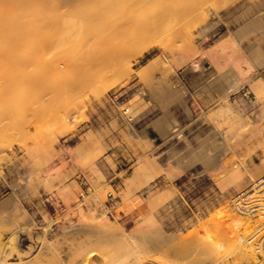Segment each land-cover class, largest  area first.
<instances>
[{"label": "rangeland", "instance_id": "obj_1", "mask_svg": "<svg viewBox=\"0 0 264 264\" xmlns=\"http://www.w3.org/2000/svg\"><path fill=\"white\" fill-rule=\"evenodd\" d=\"M32 1L52 15L39 6L47 19H23L8 8L4 28L17 24L28 37L4 29L0 45L14 35L21 43L12 53H39L59 70L42 80L30 109L0 106V264H112L125 241L149 264L159 253L185 264L160 251L161 237L165 245L187 237L264 174V0H126L119 9L100 0L116 7L119 21L98 0H65L66 14L63 0ZM115 24L129 27L119 28L126 36ZM56 35L74 40L58 56ZM235 79L239 86L226 91ZM160 117L166 133L156 127ZM209 158L217 159L205 166ZM100 222L108 228L97 231Z\"/></svg>", "mask_w": 264, "mask_h": 264}, {"label": "bare ground", "instance_id": "obj_2", "mask_svg": "<svg viewBox=\"0 0 264 264\" xmlns=\"http://www.w3.org/2000/svg\"><path fill=\"white\" fill-rule=\"evenodd\" d=\"M4 1L5 0H2V2H4ZM42 1H44V0H42ZM74 1L75 0H73L71 2H74ZM94 1H97V0H93L92 3H95ZM98 1H100V0H98ZM110 1L114 5L115 4H118V5H116V6H118V9L120 8L119 6H121V5L124 6V3H126V0H125V2H122L124 0H120V4L118 3L119 2L118 0H115V1L114 0H110ZM110 1H108L109 4H110ZM128 1L129 2H127V3L130 4L131 0H128ZM132 1H135V0H132ZM142 1H148V0H139L138 2H142ZM34 2H36V0H34ZM54 2L56 3V0H54ZM63 2L64 3L61 2L62 3L61 5L63 6L65 4L66 6L65 5L64 6L67 8L68 5L65 2H68V1L63 0ZM100 2H97V4H98L97 6L101 8V5H102L103 8H101V9L102 10L105 9L107 11V13H108V11L111 12V13H112V11H113V13H114V11L115 12L117 11V9H115L116 7L114 8L112 5L111 6H107L108 3L103 2V1H100ZM115 2H117V3H115ZM32 3H33L32 0H9V1L7 0V2L5 1L4 3H0L2 5V7L0 8V34L1 35H4V37H6V34H3V33H6V32L9 33V34L10 33H13V34L15 33V35H18V36H16V39L17 40L19 39V37H21V39H23V40H25V38H26V40H27V37H28V35H26V33L24 34V32H26V31L23 30V27L21 26L22 24L20 25L21 26L20 28L19 27H16L17 24L15 25V27H13L14 25L13 26H10L9 25L7 27L9 29V32L4 28L7 25V23H8L7 22V19L11 17V16L8 15L9 17L7 16L8 18L6 19L5 18L6 15H4L5 13H7L6 10L8 8H11V9L13 8L15 10L14 11L15 13H17V12L23 13L24 15L23 14L20 15V17L22 16L23 19H24V16L27 15V16H30V17L32 16L34 18L37 17V20H39L38 17H42V18L44 17V16H41L42 11H43V15H48L47 13H49V15L50 14L52 15L53 12H47L46 13L44 11L45 9L43 8V6H44L43 3H42L43 6H41V4L39 5V3H37V4L33 3L34 5H36V7L33 6ZM68 3L70 4V2H68ZM144 4H145V2H143V4H140V5L136 4V6L138 5V9L137 10H139L142 6H144ZM53 5H54V3L52 4V6ZM103 5H105V6H103ZM39 6H41V10L42 11L39 10L40 9ZM46 6H47V4H46ZM56 6H58V5L56 4ZM95 6H96V3H95ZM54 7H55V5H54ZM104 7H106V8H104ZM107 7H110V10L111 11L109 10V8L107 9ZM66 8L64 9L65 12H64V10L62 11V9H61V11L63 13H65V14H66V10L68 9V8L67 9ZM112 8L115 9V10H112ZM56 9H57V7H55V10ZM72 9H73L72 11L74 12V8H72ZM93 9L95 11L98 8H94V7L91 8V10H93ZM47 10L48 11H51L49 9H47ZM52 10H54V9H52ZM91 10H90V8L88 9V11H90V13H91ZM99 10L100 9H98V11L96 10L95 12H97L98 14L100 13L99 15H101V11L102 10H100V11ZM61 11L59 10V12H61ZM84 11H83V13H84ZM104 11H102V12L104 13ZM55 13H56V11H55ZM97 13H95L94 15L97 16L96 15ZM107 13L105 12L104 14L106 15ZM113 13H112L111 16L113 17V15H114V17L116 19V16L118 15L117 16V20L119 21V16L120 15L116 13V16H115V13L114 14ZM168 13L169 12H167L164 15H162L161 17L160 16L159 17L158 16L155 17L154 18V21H157V20L159 21L160 19H163L164 17H167ZM77 14H74V15H77ZM71 15H73V13H71ZM71 15H70V17H71ZM16 16H13V17H16ZM60 16H63V14H61ZM80 16H84V15H81L80 14ZM80 16H77L76 18H78ZM101 16L99 17V19L100 18L102 19ZM106 17L107 16H105V18ZM4 18L6 19V21H5ZM87 18L90 19L89 17H85L84 19L87 20ZM94 18H96V17H94ZM94 18L93 17L91 18L92 21L93 20L96 21V19H94ZM45 19H47V18H45ZM70 19H69V21L73 22L72 21V18H70ZM81 19H83V18H81ZM109 19L110 20H113L112 18H108L107 20H109ZM73 20H74V18H73ZM18 21H19V19H18ZM20 21H21V23H24L25 22V21H22V20H20ZM87 21H88L89 24H91L89 20H87ZM94 21H93V23H94ZM99 21H101V20H99ZM59 22H61V21L59 20ZM80 22H83V21H80ZM80 22H77V24L78 23L80 24ZM35 23H37V22H35ZM67 23H69V22H67ZM8 24H10V23H8ZM14 24H15V22H14ZM51 24H53V23H51ZM51 24L49 23L48 30L47 31H50L49 29L53 27ZM61 24H62V22H61ZM63 24H64V22H63ZM79 24L77 26H80V28H81L83 26L84 22H83V24H80V25ZM99 24H100V22H98V18H97V25H99ZM101 24H103V23H101ZM121 24H125V22L122 20L121 21ZM41 25L39 24V26H40L38 28L39 29V32L41 31L42 33L44 32V34H45V31L44 30L47 29V28H43L44 30H40L41 29ZM65 25H67V24H64L63 26H65ZM73 26L75 27V23L73 24ZM115 26L118 27L119 25L117 26V24H115ZM123 26L125 27V25H123ZM123 26L120 25L116 29L119 31V28L121 27V29H122ZM43 27H45V26H43ZM55 27H56V25H55ZM70 27H71V25H70ZM75 28H77V27H75ZM112 28H114V27H112ZM4 29L6 30V32H5ZM30 29L29 30L25 29V30H27V32L30 31V34H33V33H31V30ZM116 29H115V31L117 32ZM124 29H126V28H123L122 30H124ZM78 30H80V29H78ZM127 30H130L129 27H128V29H126V31L125 30L124 31L127 33ZM59 31H63V30L60 29ZM37 32H38V30H37ZM129 32H131V31H129ZM129 32H128V34H129ZM77 33H76V36H78ZM63 34L64 33H62V35ZM57 35H56V38L54 37V42L51 45L55 50L56 49L59 50V51L56 50L57 52H55V50L52 48L54 50V53L56 55H57L58 52H61L63 48L66 47V45H67V39H68V41L69 40H73V39H70L69 37L68 38H65L67 36H65V37L64 36L63 37H59ZM72 35L74 36V34H72ZM106 35L108 36V37L106 36V39L108 40L109 37H110L109 35H111V34H109V35L106 34ZM118 35H119L118 36L119 38L120 37H123V36H126V35H123L122 36V33H120V31H119V34ZM132 35H133V33L130 34V37ZM12 37H8V38L14 39V37L13 38ZM115 37H116V40H117V36H115ZM2 39H5V38H2ZM10 39H8V41H9L8 44L0 45V55L2 53V55L4 54L5 57L10 58V60L8 59L7 62H3L0 59V82H4L5 83L3 86H0V106H2V104L4 105V103L5 104L7 103V105L8 104H10V106L15 105V107H17V108H21L23 110H27V109H30V106L27 105V103H29V100H31L32 98H34V96H37L40 93V91L43 89V87H42V86H44L43 85L44 84L43 83V81H44L43 79L48 78V79H50V82L52 81V79H55V77L57 75V72H58L57 70H59L58 69L59 66L57 64V61L58 60L55 61L53 59H49V57H48V59H46V58H44L43 55H41L39 53L36 54V52H33L31 54L21 52L22 55H19L20 53H17V51H14L13 48H15V49L18 48L19 47L18 44H20L22 40L19 39L21 41H19V43L17 42L18 44H16L15 41H11ZM111 39H112V37H111ZM121 39H120V41L118 40L119 43L122 42V40L124 38L122 40ZM128 39H131V38H128ZM116 40H115V42H117ZM127 40H125V43H126ZM0 41H1V39H0ZM3 41L5 42L6 39L3 40ZM29 41H30V43H29ZM13 42L18 47H16V46L14 47V44H12ZM25 42L26 41L22 42V44L25 43ZM73 42H74V40H73ZM26 43L31 44V39L28 38V42H26ZM23 45H21L22 48L24 47ZM32 45H33V42H32ZM90 45H92V44H90ZM99 45H103V44H99ZM151 45H152V43H151ZM11 47H13L12 48L13 53L11 52ZM92 48H93V46H92ZM34 50H36V49H34ZM42 50H43V48H42ZM93 50H94V48H93ZM60 57H61V55H60ZM86 57L89 58V55L86 56ZM50 58H52V57L50 56ZM71 59L72 58H70L68 60V58H67L68 61H70ZM71 61H74V60L72 59ZM121 61H117V62L120 63ZM151 62H153V61H151ZM32 63H34L33 65H35L34 68H36V69H38V67H41V69H42L44 67V64H46L45 65L46 67L43 68L46 71H44V72L42 71L43 72L42 73L41 71H39L41 69H39V70H35V69H32L31 70V69H29V66ZM67 63H68V65H73L72 63H74V62H72L71 64L69 62H67ZM41 64H43V67H42ZM37 65H38V67H37ZM119 66H121V65H119ZM65 69H66V67H65ZM34 70H35V72L36 71L37 72L38 71L40 72L39 73V76L40 77L38 76L37 73H33ZM66 70H68V68ZM124 70L125 71H130V67L129 66L126 67V68H124L123 66L122 67H116V68H114L113 73H114V75H116V74L119 75L120 72H123ZM151 71L152 70H150V72ZM153 71L151 73H153ZM67 73H68V71H67ZM59 75H61V74H59ZM46 82L47 81H45V83ZM50 82L48 81L47 83H50ZM238 86H239V82L236 79L235 80H231L229 82V84L227 85V87H226V91H231L233 89H236ZM50 87H49V89H51ZM43 92H45V91L43 90ZM161 95H163V94H161ZM7 105H5V107ZM10 106L8 105V107H10ZM71 106H74V104H72ZM8 107H6L5 109H7ZM127 110H125V111H127ZM0 114H1V112H0ZM250 115H251V121L252 122H254L255 120H259L260 121V119H258L257 114L255 112L250 113ZM160 118L161 119H159L156 122V127L158 128V130L161 133H166L167 132V126H166L167 122L162 117H160ZM262 122H263V120H262ZM258 125L259 124H257V127H258ZM246 128H248V127H246ZM173 131L174 132H177L178 131V128L175 127L173 129ZM239 133H241V131ZM259 134H261V133H258V135ZM262 138H263V141H264V131L262 132ZM260 146H262V144ZM201 156H202V154H201ZM205 156L206 155H204V157ZM215 159H217V158H215ZM215 159L211 158L208 163L205 162L207 165H205V164L204 165L205 166H208V165L210 166L211 164H209V163L214 164L216 162ZM219 164H222V163L219 162ZM240 174H242V173H240ZM252 174H250L251 177H252ZM243 176H244V174H243ZM237 177H239V174L237 175ZM252 179H253V181L250 183L251 186H250L249 189L247 188V190H244V191L241 189L242 191L240 190L241 192L239 191L240 192L239 194L236 193L237 196H234V198H233V200H232L231 203H228L227 202L229 204L227 207H225V208L222 207L218 212L211 213L207 217V219H205L203 221H200L197 224V226H194V227H192L190 229L189 235L187 237H180V238L177 237L178 238L177 241H176V239H174L175 238L174 237L173 238L174 239V242H173L174 244H172V245H165L166 244L165 243V239H163V238H165L164 237L165 235L163 237H161V240H160V242H161L160 243L161 244V248L160 249L161 250L160 251L161 252H164V253H167V254L170 253V252H174L175 255L177 256V258L183 260V262H185V264H263L262 259H264V252H263L264 250L260 246H258V248H257V246H255V244H254V240L257 238L256 233L259 230V229H257V223L258 222H261V221H264V174H262L261 176H259L257 178H255L253 176ZM239 180L242 181L241 178ZM241 183L242 182H240L239 184H241ZM246 185H247V183H246ZM247 186H249V185H247ZM241 187H243V186H241ZM107 228H108V224L106 222H100L97 225L96 230L97 231H103V230H106ZM170 239L168 240V242L170 241ZM119 244L118 245L122 248L123 251L120 253L119 249L117 248V250L119 251L118 252L119 254L117 256V259L114 260V263H112V264H149V257L146 256V253L143 250H141L140 248H135L134 246H132L131 243L126 242V241L125 242H122V243H119ZM161 254L162 253H159V255L154 256L153 257L154 259L153 258L152 259L156 263H158V264H175L177 262L176 258H172V256H171V258H169L168 260L170 261V260L173 259V260L176 261V262L174 261L173 263H171V262H169L167 259H165L163 257L164 255L162 256ZM168 256H169V254H168ZM165 257H167V255ZM173 257H174V255H173ZM178 263H181L182 264V261H180V262L178 261L177 264Z\"/></svg>", "mask_w": 264, "mask_h": 264}, {"label": "built area", "instance_id": "obj_3", "mask_svg": "<svg viewBox=\"0 0 264 264\" xmlns=\"http://www.w3.org/2000/svg\"><path fill=\"white\" fill-rule=\"evenodd\" d=\"M257 229H259V230L256 233L257 238L254 240V244H255V246H257V248H258V246H260L264 250V221L257 223ZM262 261L264 264V259H262Z\"/></svg>", "mask_w": 264, "mask_h": 264}]
</instances>
